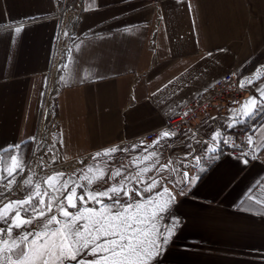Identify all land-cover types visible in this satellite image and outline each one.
<instances>
[{"label": "crops", "instance_id": "0c3cea01", "mask_svg": "<svg viewBox=\"0 0 264 264\" xmlns=\"http://www.w3.org/2000/svg\"><path fill=\"white\" fill-rule=\"evenodd\" d=\"M75 1L0 0V149L20 145L19 157L30 156L52 110L56 131L49 146L55 143L57 157L53 171L42 178L57 172L78 178L88 166L101 163L106 182L94 184L96 191L118 183L120 177L108 179L118 169L135 174L134 160L156 152L157 158L138 161L140 167H151L145 179L160 180L173 193L185 188L173 208L181 226L156 264H264V204L256 203L264 201V151L256 159L245 157V165L238 159L241 152L223 149L221 143L218 161L199 183H183L184 172L198 174L195 157L202 164L207 159L215 131L224 135L244 128L227 127L231 110L252 96L259 98L255 89L264 77L240 87L232 106L208 107L176 128L167 121L222 77L235 73L240 85L264 66V0H81L59 75V11ZM52 72L58 79L49 107ZM164 131L176 135L149 147ZM150 132L156 136L146 139ZM255 139L264 141V131ZM112 147L128 150L93 159ZM162 165L168 168L157 171ZM2 199L24 198L9 192ZM170 215L160 223L171 224Z\"/></svg>", "mask_w": 264, "mask_h": 264}, {"label": "snow or ice", "instance_id": "6c2138e0", "mask_svg": "<svg viewBox=\"0 0 264 264\" xmlns=\"http://www.w3.org/2000/svg\"><path fill=\"white\" fill-rule=\"evenodd\" d=\"M189 8L191 10V4ZM23 29L22 24L14 31L20 34ZM261 77H264V66L258 67L252 78L242 79L239 86L243 89L254 85ZM255 90L259 98L252 96L239 108L231 110L233 114L228 118L227 127L264 120V84ZM262 131L264 122L253 123L251 130L246 131L249 151L238 157L245 165L249 163L245 157L256 159V153L264 151V141L257 144L255 139ZM175 135L174 131L161 132L149 147ZM211 141L207 149L209 155L203 160L207 167L203 166L201 157H195L198 174L183 173V183L187 186L197 185L218 161L221 143L233 149L239 147L219 130L212 134ZM59 143L63 145L62 132ZM136 147L132 145L133 149ZM19 148L20 145H12L0 149V264H156L181 226L182 221L173 208L178 203L177 196L185 195V188L180 187L173 193L160 180L145 179L151 167L139 166L138 161L157 158L156 152L144 155L142 161L140 158L134 160L139 168L135 174L124 175V169H118L108 179L120 177L119 182L96 191L94 184L106 182L107 173L101 163L88 166L78 178L76 173L65 178L63 172L44 179L34 173L25 178L27 166L19 157ZM55 148L53 143L45 151L53 152ZM127 150L112 147L97 152L93 159L111 158L117 151ZM6 153L15 154L6 156ZM55 162L53 155L51 163ZM167 168L168 165H162L157 171ZM13 190L27 195L24 199L4 203L2 198ZM256 203L264 204V201L256 200ZM165 214H171V224L160 223Z\"/></svg>", "mask_w": 264, "mask_h": 264}, {"label": "rangeland", "instance_id": "374dc122", "mask_svg": "<svg viewBox=\"0 0 264 264\" xmlns=\"http://www.w3.org/2000/svg\"><path fill=\"white\" fill-rule=\"evenodd\" d=\"M82 5H83V1L81 0H76L73 3L68 2L64 6H62V8L59 11V16H60L59 20L62 26V31H61L62 44L60 45L61 46L60 55L57 58L60 63V67L58 71H56L57 73H59V75H60V71H61V68L64 62L63 58L65 57L67 53L68 45H70L74 37V33H75L74 31L76 30V26L78 22L77 18H79V15L83 9ZM65 33H68V35H65ZM53 72L51 74L50 83L48 85L49 95L51 94V96H48L47 98L49 99V103H48L49 107L51 106V101H52L51 98L54 96V93L57 88L56 84H57L58 76L54 78L55 75ZM49 112L50 113L46 115L45 123L43 124L44 131L41 134L42 137L40 138L41 140H40V145L38 149H36V147L34 146V150L32 151L30 156H27L26 158H24V156L20 157L23 159V161L25 162V165L27 166L25 169V173L27 176L32 175L34 173L36 177L43 179L42 177L45 176L46 173L53 171V168L55 167V164L51 163V159L53 155L57 157V153L55 151L56 149H54L53 152L45 151V148L50 147L49 146L50 137H52V134H54V132L56 131V126L54 125V120H53L54 119L53 112L52 110ZM253 123H256V121L248 122L246 125L243 126L244 128H242V130H239V131L249 130ZM28 169H32V172H29ZM12 193L19 196L20 198H25V196L27 195L26 193H21L18 190H13Z\"/></svg>", "mask_w": 264, "mask_h": 264}, {"label": "built area", "instance_id": "2783aa9c", "mask_svg": "<svg viewBox=\"0 0 264 264\" xmlns=\"http://www.w3.org/2000/svg\"><path fill=\"white\" fill-rule=\"evenodd\" d=\"M239 81L235 79L233 73L222 77L208 93L200 96L193 104L185 106L172 114L168 121L169 128H176L184 124H189L192 119L201 114L202 111L211 106L219 108L231 105L237 102L241 96ZM187 113V115H185ZM146 139H152L156 136L154 132L145 134ZM230 141L235 142L239 147L233 149L230 145H223V149L235 152L249 151L246 144L245 131H225L224 134Z\"/></svg>", "mask_w": 264, "mask_h": 264}, {"label": "bare ground", "instance_id": "6f19581e", "mask_svg": "<svg viewBox=\"0 0 264 264\" xmlns=\"http://www.w3.org/2000/svg\"><path fill=\"white\" fill-rule=\"evenodd\" d=\"M57 66H58V65H57ZM57 66H56V67H57ZM56 76H57V75H56ZM56 76H55L54 78H56Z\"/></svg>", "mask_w": 264, "mask_h": 264}]
</instances>
